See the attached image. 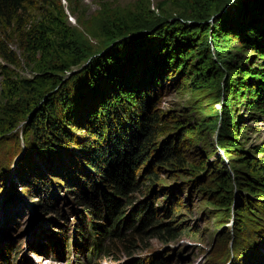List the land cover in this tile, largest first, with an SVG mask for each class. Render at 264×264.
<instances>
[{
  "label": "trees",
  "instance_id": "16d2710c",
  "mask_svg": "<svg viewBox=\"0 0 264 264\" xmlns=\"http://www.w3.org/2000/svg\"><path fill=\"white\" fill-rule=\"evenodd\" d=\"M64 1L74 14L77 10L72 0ZM226 3L225 11L220 12ZM159 8L163 12L159 18L132 13L112 21L107 27L102 26V39L119 40L81 66L77 73L74 71L63 78L73 66L85 62L89 51L72 42L74 33L67 26L61 0H0V33L15 30L23 57L34 59L37 56L33 62L35 76L22 80L33 95L31 103L23 106L22 111L28 110L29 116L23 118L28 120V129H38L44 134L41 137L36 132L30 136L36 141L34 145H28L29 135H24V143L19 142L23 153L13 168L6 167L0 174V181L5 182L14 173L19 181H9V189L0 195L6 194L2 205L9 200L18 201L23 193L43 188H47V194L55 200L56 187L64 185L72 187L66 191H73V187L78 186L84 195L74 191L73 198L83 201L82 209L93 219L92 225L84 226L83 231L90 229L89 235H100L89 240L96 252L105 250V245L111 244L106 239L125 226L128 233L114 241L123 251L133 244L129 237H141L150 228L151 235L160 240L176 238L175 232L180 226L155 221L152 206L145 201L147 198L139 202L140 211L136 209L135 213H126L124 206L130 205L127 194L134 191L135 171L143 164L141 161L147 160L150 164L153 160V157L146 158L147 150L155 140L161 121L156 112H151L150 97L175 75H181L184 79L178 89L190 94L189 104H194L193 109L200 112V118L189 124L185 135L200 133L217 117L221 120L217 144L228 156H231L229 151L240 155L239 166L234 170L246 177L245 181H239L238 187L239 191L246 192L242 205L237 207L239 221L247 225L248 234L254 233L258 226L257 241H263L264 218L255 219L264 212V145L252 143L250 148H245L242 139L253 131V122L264 121V66L260 63L264 61V0H181L171 12L165 5ZM213 16L215 21L209 22ZM149 30L153 31L148 33ZM1 37L6 40V36ZM233 42L239 43V47ZM246 51L250 58H255L253 63L246 64ZM0 54L6 57L1 50ZM51 54L57 63L44 65V58ZM217 101L228 104L229 109L223 108L218 114L214 108ZM239 106L244 113L238 112ZM2 110L0 108V119L8 122V128L12 129L16 126L13 123L17 118L16 110ZM230 113L233 116L230 117ZM176 124V128L184 127ZM85 128L96 137L95 143L82 142L74 153L71 145L76 136L85 135L81 132ZM176 146L174 142L166 143L154 151L160 150L157 158L161 159V165L172 163L173 159L177 161L176 166L184 170L186 167L179 163L181 156L175 153ZM255 159L260 163H254ZM190 166L188 175L194 172L196 176L190 181V189L195 184L198 189H204L202 182L200 184L204 175L199 173L206 169L207 163ZM228 175L217 178L215 190L209 189L214 194L219 191L218 197L224 199L220 204L224 206L233 193L234 179ZM151 180H158L163 189L154 194H167L168 190L174 195L176 189H168V181L158 179L156 173L147 177V181ZM102 182L109 185L108 190H104ZM88 194L92 200L85 201L84 196ZM124 199L127 203L122 202ZM49 200L34 203L42 214H54L51 209L57 213L56 206ZM209 205L216 206L213 202ZM157 209L166 211L167 216V205L155 211ZM98 211L104 214L107 223L94 222ZM79 221L78 228L85 219ZM242 233L239 231L238 238L243 237L244 241L246 237ZM60 247L63 249L61 244ZM10 250V246H3L0 252L3 261L11 257ZM253 255L248 254V257L253 258ZM149 264H163V261L159 257Z\"/></svg>",
  "mask_w": 264,
  "mask_h": 264
},
{
  "label": "rangeland",
  "instance_id": "374dc122",
  "mask_svg": "<svg viewBox=\"0 0 264 264\" xmlns=\"http://www.w3.org/2000/svg\"><path fill=\"white\" fill-rule=\"evenodd\" d=\"M180 1L72 0L74 9L77 11L71 14L67 8V2L61 0L67 14V26L72 28L74 33L72 42L80 49L86 48L89 51L88 56L90 55L89 57L86 56V60H83L85 64L73 66L63 78H68L74 71L78 72L81 66H85L90 60L105 51L114 41L119 40L118 38L112 41L102 39L104 33L102 26L107 27L112 21L132 13H142L143 16L147 13L150 14L151 18L152 16L159 18L160 13H163L159 6L165 5L171 12L175 5H179ZM226 6L227 3L220 12L225 11ZM214 17L209 22H214ZM151 31L153 30H149L148 33ZM1 36H6V40ZM233 45L239 47V43L233 42ZM0 50L6 55V57H2L0 54V108H3V112L11 109L16 110L17 114V118L13 122L16 126L12 129L8 128V122H4L3 118L0 119V174H3L6 167L13 168L15 166V161L23 153L24 150L20 152L19 142L24 143V135H29L31 138L26 140L28 145H34L32 143H36V141L30 136L36 132L41 137H44V134L38 129L37 131L28 129L26 118L29 113L28 110L27 112L22 111L23 106L31 103L33 99L31 88L22 80H31L35 76L36 71L33 68V62L37 60V56L34 59L23 57L15 30L11 29L5 30V34L0 33ZM247 51L249 50L247 49ZM247 51L246 64L249 61L253 63L255 58H250ZM56 63L57 59L52 54L44 58V65L46 66ZM260 63L264 66V61H260ZM183 79V76L175 75L150 97L153 107L151 112H156L161 121L154 137L155 140L147 150L146 158L151 159L153 157V160L150 164L147 163V160L141 161L143 164L138 166L139 168L135 171L136 180L132 187L134 191L127 194L130 205L124 206L126 213H135L141 204L139 202L147 198L145 201L149 207L151 204L152 208L150 207V209L154 214L155 221L180 226V229L175 232L176 238L169 241L160 240L151 235L153 231L150 228L141 234V237H129L133 244L127 251H123V247L114 241L115 238L128 233L129 230L125 226L118 234L109 236L106 240L111 241V244L105 245V250L98 253L93 249L94 246L89 240H92L93 237H100V235H89L90 229L86 233L83 231L84 226L87 228L92 225L93 219L85 209H82L80 204L83 201L78 202L73 198L72 193L74 191L81 196L84 195L80 190L81 188L75 186L73 191H66L72 187L66 188L64 185L56 187L55 193L58 197H54L55 200L53 198L51 200L47 194V188L35 189L36 191L32 189L31 193H21L18 201L10 202L12 200H9V203H5L4 205L8 209L2 205V199L6 194L3 197L0 196V252L3 250V246H10V253H12L6 262L3 261L0 254V264H16L15 262L19 257L25 261V264H128L140 260L149 264L159 257L163 264H264V257L261 258L264 253L262 246L264 238H262L263 241H257L258 226L254 233L248 234L247 225L243 224L241 220L239 221L238 218L240 216L237 207L242 205L243 196L246 193L238 190L239 181H245V176L234 170V167L239 166L240 155H233V151H229L228 154L231 156H228L225 151L219 148L217 128L221 124V120L218 117L207 128L203 127L200 133H187L185 135L189 124H193L196 119L200 118L198 117L200 112L197 113L196 109H193L194 104H189L191 102L190 94L178 89ZM146 100L149 99L146 98ZM214 108L218 114L222 113L223 108L229 109L228 104L224 105L218 101L214 103ZM243 111L242 106H239L238 112L242 114ZM231 116L233 113H230ZM24 117L26 118L23 119ZM176 123L184 127L176 128ZM252 130L247 132L246 139H242L245 148H250L252 143L262 142L264 145V121L253 122ZM85 131H81L85 135L79 138L76 136L75 142L71 145L70 150L72 152L77 153L78 145L82 142L90 145L95 143L96 137H92L87 132V128ZM172 142L177 145L175 153L181 156L179 163H182L187 169L183 170L177 167V161L173 159L171 160L172 163L160 164L161 159L157 158L160 150L156 152L154 150ZM206 144L209 145L206 147ZM20 146L22 147V143ZM18 152L20 153L18 154ZM202 162L207 163L206 169L199 173L204 175L200 184L202 182V188L205 190L198 189L197 184L190 189V181H194L196 176H194V172L192 175H188V168L192 167L190 165H197ZM253 162L260 163L257 159ZM152 172L158 175V179L168 181V189H176L174 195L169 194L171 191L168 190L167 194L162 192L154 194V192L163 189H161L162 185L158 180L147 181V177ZM226 175L234 179V185L232 198L227 203L228 205L224 206L220 204L224 199L218 197L219 191L214 194L209 189L215 190L214 183L217 182V178H223ZM9 181L19 183L15 173L11 174L5 182L1 180L0 195L9 189ZM102 184L105 185L104 190H108L109 185L107 184V186L105 182ZM151 184L153 185L151 186ZM225 195L228 196L227 193ZM90 196V194L85 195L84 200H92L89 198ZM43 200L53 202L57 213L51 209L54 214H42L34 203L37 201L43 203ZM122 202L127 203L125 199ZM210 202L215 203L216 206H210ZM137 203H139L138 206H135ZM163 205L168 206L167 216H165L166 211L164 210L157 209L155 211L156 208L160 209ZM4 209H7L6 213ZM138 211L140 210L138 209ZM96 216L97 218L94 219L96 224L107 223L103 213L98 211ZM257 217L255 220H262L264 212L261 211ZM51 218L52 220H48ZM82 219L85 221H81L80 228L75 226ZM238 228L246 237L244 241L243 237L238 238L240 236ZM75 230L77 233L74 232ZM59 244L62 245L63 249ZM39 246L41 247L39 248ZM82 248L90 251L93 256L89 257ZM251 253H254L253 258L248 257V254ZM255 254L259 257H255Z\"/></svg>",
  "mask_w": 264,
  "mask_h": 264
}]
</instances>
